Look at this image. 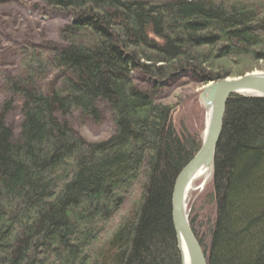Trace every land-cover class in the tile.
<instances>
[{"label": "trees", "instance_id": "16d2710c", "mask_svg": "<svg viewBox=\"0 0 264 264\" xmlns=\"http://www.w3.org/2000/svg\"><path fill=\"white\" fill-rule=\"evenodd\" d=\"M44 1L72 19L2 80L0 264H182L172 195L203 137L177 127L163 91L184 70L207 84L264 67V0ZM103 109L100 141L67 119ZM211 184L212 214L189 217L208 264H264V96L229 98Z\"/></svg>", "mask_w": 264, "mask_h": 264}, {"label": "rangeland", "instance_id": "374dc122", "mask_svg": "<svg viewBox=\"0 0 264 264\" xmlns=\"http://www.w3.org/2000/svg\"><path fill=\"white\" fill-rule=\"evenodd\" d=\"M71 19L69 13L58 12L44 0H0V98L4 94L2 83L8 76L27 73L26 68L23 67L24 62H21L23 48L32 49V46L41 43L60 44V27ZM247 72H264V67H256ZM53 74L56 76L58 72L50 70L48 78L38 83H49L54 79ZM207 84L197 83L196 79L184 70L178 79L169 81V86L164 89L162 96L164 102L172 104L175 108L174 117L177 127L180 129V124H183L189 131L198 130L203 138L208 115L200 93ZM103 114L104 118L101 122H95L79 111L74 112L71 118L67 119L88 141H100L108 138L114 131V123L104 109ZM7 122L14 135L19 136L22 118L18 105L15 104V109L7 115ZM212 178L211 171L206 177L194 181L187 196L189 217L197 216L201 227L213 211L210 202L213 201ZM136 198L135 191L121 212L111 219L101 241L119 223L125 212L135 204Z\"/></svg>", "mask_w": 264, "mask_h": 264}, {"label": "water", "instance_id": "95a60500", "mask_svg": "<svg viewBox=\"0 0 264 264\" xmlns=\"http://www.w3.org/2000/svg\"><path fill=\"white\" fill-rule=\"evenodd\" d=\"M233 94L264 96V72H247L238 77L210 81L200 93L208 115L205 136L199 151L178 174L172 195L173 224L182 264H186V257L188 264H208L190 223L187 196L193 180L201 171L211 167L214 173L216 149L222 134L226 106Z\"/></svg>", "mask_w": 264, "mask_h": 264}, {"label": "bare ground", "instance_id": "6f19581e", "mask_svg": "<svg viewBox=\"0 0 264 264\" xmlns=\"http://www.w3.org/2000/svg\"><path fill=\"white\" fill-rule=\"evenodd\" d=\"M228 77H231V76H228ZM236 77H238V76H236ZM211 167H209V168H207V169H204L203 171H201L198 175H197V177L193 180V182L194 181H196V180H198V179H201V178H203V177H206L207 175H209L210 173H211ZM190 189V188H189ZM173 216V215H172ZM173 218V217H172ZM177 237V236H176ZM178 241V240H177ZM177 245H178V242H177ZM184 249V248H183ZM185 252V254H186V250L184 251ZM179 253H180V251H179ZM186 256V255H185ZM181 257V256H180ZM185 261H186V264H188V260H187V257H186V259H185Z\"/></svg>", "mask_w": 264, "mask_h": 264}]
</instances>
